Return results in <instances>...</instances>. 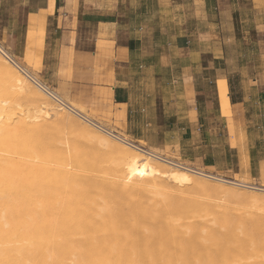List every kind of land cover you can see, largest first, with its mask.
Masks as SVG:
<instances>
[{"label":"bare ground","instance_id":"1","mask_svg":"<svg viewBox=\"0 0 264 264\" xmlns=\"http://www.w3.org/2000/svg\"><path fill=\"white\" fill-rule=\"evenodd\" d=\"M0 55V264H264V186L140 147Z\"/></svg>","mask_w":264,"mask_h":264},{"label":"crops","instance_id":"2","mask_svg":"<svg viewBox=\"0 0 264 264\" xmlns=\"http://www.w3.org/2000/svg\"><path fill=\"white\" fill-rule=\"evenodd\" d=\"M20 4L72 51L77 101L182 163L264 181V0Z\"/></svg>","mask_w":264,"mask_h":264},{"label":"rangeland","instance_id":"3","mask_svg":"<svg viewBox=\"0 0 264 264\" xmlns=\"http://www.w3.org/2000/svg\"><path fill=\"white\" fill-rule=\"evenodd\" d=\"M20 2H23V0H0L1 49L10 55L9 57H11V59L20 67L24 68L29 74L36 77L42 84H44L48 91H50L53 95L58 96L65 101L71 100L79 105H82L85 108V114H87V116L95 122L100 125H104L108 129H112L114 133L124 137L134 144L139 145L140 147L180 162L174 156L163 153L160 150L147 148L143 142L134 141V139L121 131L115 124H112L110 121H105L97 114L96 111L90 109L88 106L86 107V105H83L80 101H77L78 99L76 98L79 96L75 97L76 94L73 91L74 85L72 83L74 63V60L70 55L72 51L66 47V44L59 43L58 40L60 34L51 19L36 22L35 18H30L29 23H27V12L22 10L23 6H21ZM252 48L255 47L253 46ZM30 85H32L33 88H36L33 83ZM45 96L47 97V95ZM222 98L223 105L225 106L226 95L224 92ZM48 99L52 101L51 103L59 106L50 97H48ZM70 115L78 121L83 122L75 115ZM57 144H59V147L61 148H72V146L63 142H58ZM64 145H67L68 147ZM183 164L192 167L189 164ZM242 180L245 181V179ZM246 182L264 186V181L257 183L253 180L246 179ZM212 183L216 184V182ZM239 190L244 191V189Z\"/></svg>","mask_w":264,"mask_h":264},{"label":"built area","instance_id":"4","mask_svg":"<svg viewBox=\"0 0 264 264\" xmlns=\"http://www.w3.org/2000/svg\"><path fill=\"white\" fill-rule=\"evenodd\" d=\"M175 163H177L176 161H174ZM178 164V163H177ZM180 164V163H179ZM182 164V163H181Z\"/></svg>","mask_w":264,"mask_h":264}]
</instances>
